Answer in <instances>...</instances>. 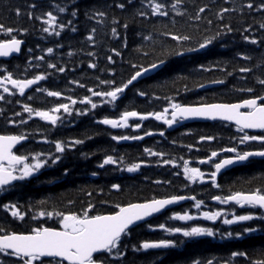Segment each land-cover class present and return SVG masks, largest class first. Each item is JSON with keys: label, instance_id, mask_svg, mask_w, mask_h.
Listing matches in <instances>:
<instances>
[{"label": "snow or ice", "instance_id": "6c2138e0", "mask_svg": "<svg viewBox=\"0 0 264 264\" xmlns=\"http://www.w3.org/2000/svg\"><path fill=\"white\" fill-rule=\"evenodd\" d=\"M48 8L42 7L41 3H28L24 9L23 15L28 21H39L41 24L40 31L49 37L56 38L54 47L46 48V55L52 57L54 48L59 49L63 44L59 42V38L65 31L75 34L78 32V10L79 5L76 4L72 8L68 5L55 3L53 0H47ZM183 0H139V6L135 5V0H121L114 4L115 8L124 12L127 6H134L135 10L131 13V18L135 21L137 18L150 19L151 17H168L169 13L176 16H185L186 13L180 11L179 5ZM225 5L220 7L214 14L220 22L217 32L205 37L202 41H198L195 46L187 44L192 37L186 34L162 32L161 35L170 36L172 41L176 42V46L167 51L165 55L174 57H184L186 54L198 53L201 50H208L214 41L222 36L231 34L234 29L230 23L225 22L226 15L238 14L240 17L245 15L252 16L254 19L259 18L257 29L260 31V37L252 35L253 25L242 28L240 35L245 44L260 47L264 44V0H224ZM108 7H111L109 5ZM208 11L206 7H199L195 15L190 19L199 22L203 19L202 14ZM67 15H61L65 14ZM16 17L22 15L21 9H15ZM85 16L88 20H94L96 25L107 26L109 16L107 11L99 8L92 11H86ZM111 34L113 37L119 38L118 28L128 29L129 23L125 20L121 24L120 20L113 16L110 20ZM208 25L212 24V20L207 21ZM97 32L96 27L89 30L85 40L90 47L95 46L94 34ZM28 33L27 28L8 26L0 23V58H9L13 54L21 53V46L24 41L18 36H24ZM43 39V37H41ZM148 39L149 37H145ZM126 46V42H125ZM29 48L28 52L32 53ZM115 55H120L115 49L112 50ZM88 56H94L91 51L85 53ZM147 55V53H145ZM72 57L73 52L67 53ZM109 63H113L111 56L107 57ZM233 60L252 61L253 57L248 53L237 52L232 57ZM46 64V70L34 73L28 78L27 73L30 68L40 69V63ZM166 64L165 59H159L152 62L149 66H139L138 70L131 75L126 82L117 84L114 79L98 78V87H87L86 91L91 96H84L79 100L71 95H63L60 90H49L41 85L42 81H46L50 77L54 78V72L63 74L67 69L61 66L59 58L55 61L45 60V55L29 56L26 64L23 66V78L12 71H8L7 67H0V101L11 103L6 100L7 97L25 98L17 99L16 103L20 104L23 113L27 114L29 120L38 118L39 121L51 126L45 129L50 136L52 130L58 126L64 125V118L59 115L61 111L72 116L73 113L77 117L89 115L91 110H96L98 104L92 101V97H98L101 105H109L113 109L118 108L117 101L125 93L139 77L146 73L158 70L162 65ZM133 68L138 66L133 64ZM218 70L227 76H234L236 73L240 75L236 78L244 83L236 87L238 92L247 95L236 103H208L200 102L196 105L183 106L180 103L171 102L169 107H165L163 111L149 112L140 114L135 110H123L119 112L117 119L102 118L94 120L99 125L109 126L112 129L130 127L129 120L136 119L144 121L151 117L152 119L162 122L163 125L171 128L175 124L182 123L190 119H202L208 121L229 122L235 125L237 133L240 135L233 140V146L224 147L217 150H211L206 158L198 161L199 165H207L209 172L202 171L198 166H189V160L183 159V177L189 184H210L212 189H220L221 185L217 182L218 174L222 170L232 168L236 165H247L259 161L264 163V55H261L255 65L256 69H260L259 75L255 74L254 67L245 64L243 66H234L232 71H228L223 62H217ZM20 69V65L15 66ZM88 68L96 69L94 62L88 64ZM54 70L49 72L47 70ZM74 70V69H72ZM198 71H212V65L198 66ZM252 74L253 84L247 83L248 75ZM114 75V74H111ZM69 84L77 83L80 88L86 86L79 81H68ZM212 84H225L223 78L213 79ZM35 86V87H34ZM200 88L206 87L204 84L199 85ZM257 88L260 89L257 92ZM32 90L29 92L28 90ZM65 91L70 92L71 89ZM43 93L48 98H56L68 102H61L55 106L41 110L30 106L28 102L39 99L36 94ZM6 94V95H5ZM137 95L145 96L146 93L138 92ZM159 99V97H157ZM88 106L90 109L77 110L74 106L77 104ZM3 112V109H0ZM94 115V113H93ZM15 116L20 117L18 121L8 120V124L23 126L28 123L24 119L21 112H15ZM133 131L141 127L140 123L133 126ZM247 130H259L261 134H249ZM145 136L154 135L153 132H145ZM159 136L165 135L164 131L158 133ZM32 133L19 131L16 134L4 133L0 134V195H6L18 187L25 186L34 180H39L43 172L49 168L56 166L62 162L63 157L68 151L77 145L84 143L83 139H72L64 141L61 139H45L44 144L53 145L54 149L49 147L47 150L41 149L21 151L17 146L24 148V142L34 139ZM89 139L92 137L89 136ZM144 136L136 135H111V140L120 141H139ZM215 139L213 136H202L197 143L204 141L211 142ZM253 142L259 145L257 148L248 147ZM244 146V147H240ZM191 150L192 146L184 145ZM15 149V151H14ZM199 151L200 149H196ZM144 152L149 157H160L164 164H171L173 168L180 167L176 163L175 158L163 159L165 153L145 148ZM222 153H231V156L225 157ZM87 158V157H86ZM106 165H115L120 171L135 173L141 168V163L125 164L123 157H114L113 155H105L99 168ZM148 166V165H145ZM65 169L64 175L66 176ZM93 176L97 173H92ZM179 175V173H174ZM207 177V179H205ZM52 181H48L51 183ZM153 183H171V181L155 180ZM114 190L120 191L119 184H112ZM88 196L92 193L88 192ZM211 200L218 205L227 206L218 209L209 208L204 199H198L195 195L174 194L163 198H151L144 202H130L127 204H114L110 213H101L96 211V205L88 202L80 211H62L53 207V210H47L48 201L40 200L38 205L44 210L31 212V208L21 211V205L17 202H7L0 204V210L10 215L12 220L26 222L25 217L32 221H39L33 224L27 231L17 232L11 230L10 222L7 217L0 220V264H130L129 252L132 254H148L153 253V259L148 264H162L167 255L177 252L179 249L187 250L190 245H195L202 240H216L217 238L225 241H241L246 237L254 236L257 233H264V186H258L247 191H231L225 194H216ZM182 201H192V205L181 211H176L171 206L177 205ZM101 203H104L101 201ZM194 208L195 214L191 209ZM207 209V210H205ZM238 209H244L243 213ZM167 211V215L165 214ZM163 216L164 219L157 225L148 222L149 218ZM55 220L58 227L46 226L47 220ZM206 221L215 224L219 221L229 228L223 232L208 226H193L189 222ZM175 222H182L177 225ZM255 222V223H252ZM148 232L159 231L163 235L157 239L146 238L139 242L131 241L134 227L141 226ZM245 225L239 231H235L231 226ZM242 258V259H241ZM185 264H264V248L254 250V255L249 256L246 250H233L227 258L217 257H198L191 256L187 258Z\"/></svg>", "mask_w": 264, "mask_h": 264}, {"label": "trees", "instance_id": "16d2710c", "mask_svg": "<svg viewBox=\"0 0 264 264\" xmlns=\"http://www.w3.org/2000/svg\"><path fill=\"white\" fill-rule=\"evenodd\" d=\"M32 2L33 0H0V23L28 29L26 35L18 36L26 43L21 56L8 62L0 61V67H7L8 71L16 73L21 78L24 75L23 66L29 56L45 55V60L53 61L59 58L61 66H64L67 70L63 74L54 72V70H47L54 72V78L50 77L46 81H42L41 85L49 90H60L63 95H71L79 100L84 96H91V93L86 91L87 87H93L96 90L104 87L97 86L98 78L114 79L117 84H121L126 82L138 70L139 66L147 67L159 59H165L166 64L155 76L146 78L126 89L121 99L117 101L118 108L113 109L109 105H101L98 97H92V101L98 104V108L91 110L87 116L77 117L73 113L69 117L61 111L59 115L64 118V123L75 124V126L69 129H66V126L64 128L58 126L52 132H62V138L83 139L84 143L79 145L75 151L67 153L63 157V163L57 169L43 173L36 183L31 182L12 190L6 195H0V204L17 202L21 205V211L31 208V212L28 213L30 216L32 212L44 210L39 206L34 207V205H38L40 200L49 202L47 206L49 211L55 207L57 210L66 212H78L88 202H91L96 205V211L107 214L113 210L111 206L117 203L127 204L154 197L187 194L195 195L198 199H204L209 208L218 209L227 206H221L213 202L211 200L213 195L225 194L229 190L247 191L258 186H264V163L259 161L234 168L220 175L217 182L221 185L223 191L212 189L210 184H189L184 180L183 159H188L191 166H198L202 171H211L212 169L207 165H199L198 161L206 158L211 150L219 151L224 147L233 146L234 138L240 135L233 127L221 123L194 124L172 132H166L161 137L158 133L166 131V128L152 119L142 121L143 129L139 132H133L131 127L139 123L138 120H132L130 128L125 130H114L108 126L94 123V120L105 117L117 119L119 112L123 110H135L140 114L163 111L165 107H169V100L186 105H196L200 102L233 103L240 101L247 95L235 90L236 87L244 83V81L236 78L240 74L227 76L217 69L216 63L223 62V66H226L228 71H232L234 66L248 64L254 67L256 75L260 74L261 70L256 69L255 65L261 55H264V44H261L260 47L245 44L240 35L243 27L253 25L255 30L252 35L260 37V31L257 29L258 17L254 19L248 15L243 17L238 14L226 15L225 22L230 23L234 29L231 34L218 38L208 50L186 54L184 57H174L167 56L165 53L171 51L176 46V42L172 41L168 35H161L162 32L190 35L192 39L186 43L195 46L198 41H202L205 37L212 36L217 32L221 25L214 14L220 7L230 5H225L224 0H183L179 7L181 12L186 13L185 16H176L170 12L168 17H151L147 20L137 18L133 21L131 13L135 10L134 6H127L124 12L115 8L114 4L121 2V0H53L55 3L66 4L69 8L76 4L79 5V30L75 34L67 31L62 33L59 42L63 44V47L54 48L55 54L48 57L46 48L54 47L57 41L56 38L49 37L40 31L41 24L39 21L30 22L23 15L26 5ZM35 2L41 3L45 9L48 8L47 0H35ZM109 5L111 7H108ZM135 5L139 6V0H135ZM199 7H206L208 11L202 14L203 19L197 22L190 19V17L195 15ZM16 8L21 9L22 15L20 17L15 15ZM97 8L108 12L109 23L107 26L96 25L94 20L86 18V11ZM61 15H67V13ZM113 16L119 19L121 24L125 20L129 23L127 30L122 27L118 28L119 38L113 37L111 34L110 20ZM208 20H212L211 25L207 24ZM92 27L97 28V32L94 34L96 41L94 47H90L85 40ZM145 37L149 38L146 39ZM29 48L33 50L32 53L28 52ZM113 49L118 51L120 55H115ZM69 51L73 52L72 57L67 55ZM88 51L93 52L95 55H86L85 53ZM237 52H246L253 57V60L250 62L233 60L232 57ZM109 56L112 57L113 63H109L107 59ZM90 62L96 63L97 68H88ZM33 63H40L41 68H30L27 73L28 78H31L34 73L46 70L44 62L33 60ZM133 64L138 67L133 68ZM201 64L205 66L212 65L213 70L198 71V66ZM16 65H20L21 68L16 69ZM218 78H223L226 83L207 91H199L201 83L206 85L211 83L213 79ZM70 80L79 81L86 87L80 88L77 83L69 84L68 81ZM247 83L249 85L253 84L252 74L248 75ZM66 89H71V91H65ZM28 91L31 92L32 90ZM141 91L146 95H137ZM259 91L260 89L257 88V92ZM36 95L40 98L28 103L30 106L41 110L49 109L61 102H68L48 98L43 93H37ZM17 99L24 100L25 98L6 96V100H10L11 103L0 101V109H3V112H0V133L16 134L19 131H26L32 133L34 137L39 134L47 136L48 133L45 132V129L51 126L41 123L37 118L29 120L27 114L23 113L20 104L16 103ZM74 107L77 110L90 109V105L85 106L79 103ZM17 111L22 113L24 119L28 120L26 125L17 126L7 123L9 119L13 121L20 119V117L15 116ZM149 131L153 132L154 135L145 137L144 133ZM120 134H139L145 138L133 143H121L111 140V135ZM89 136L92 138L89 139ZM202 136H213L215 139L211 142L197 143ZM184 145L192 146L191 150L184 147ZM145 148L165 153L163 159L175 158L180 167L173 168L171 164H164L160 157L147 156L144 152ZM196 149L200 150L197 151ZM108 154L114 157H123L126 165L141 163L148 166L141 169L140 173L136 175L126 174L125 171H120L115 165L99 168L98 165L102 163L103 158ZM65 169L68 173L66 176L64 175ZM94 172L97 175L93 176L92 173ZM174 173H179V175H174ZM49 180L52 182L48 183ZM155 180L171 181V183L156 184L153 183ZM114 183L121 186L120 191H116L111 187ZM88 192H91L92 195L88 196ZM101 201L104 203H101ZM192 203L177 208L176 211L188 208ZM191 211L195 214L196 210L192 208ZM238 211L243 213L245 210L238 209ZM5 217L10 222L11 230L17 232L27 231L35 224L28 219V216L25 219L26 222L14 221L10 215L0 210V220H4ZM163 219L164 217L160 216L153 220L151 224L157 225ZM175 223L180 225L182 222ZM189 223L193 226L198 224L199 226L213 227L221 232L229 228V226H225L219 221L215 224L206 221ZM243 226L245 225L231 227L233 230L239 231ZM162 235L159 231L150 233L141 226L133 230L131 241L135 243L146 238L154 240ZM258 248H264V233H257L241 241H225L219 238L216 240H202L195 245H190L187 250L179 249L177 252L167 255L162 264H185L187 258L191 256L227 258L233 250H246L249 256H253L254 250ZM153 258L152 252L148 254H132L129 252L130 264H148V261Z\"/></svg>", "mask_w": 264, "mask_h": 264}, {"label": "water", "instance_id": "95a60500", "mask_svg": "<svg viewBox=\"0 0 264 264\" xmlns=\"http://www.w3.org/2000/svg\"><path fill=\"white\" fill-rule=\"evenodd\" d=\"M22 46H23V44H22ZM22 46H21V49H22ZM19 54H13V56L12 57H9V58H0V59H2V60H9V59H11V58H13V57H16V56H18ZM160 69V68H159ZM159 69L158 70H153V71H150V72H148V73H146L145 75H143L142 77H139L136 81H134V82H137L138 80H141V79H144V78H147V77H150V76H152V75H154L155 73H157L158 71H159ZM133 82V83H134ZM193 122H209L208 120H202V119H190V120H187L186 121V123H193ZM210 122H214V121H210ZM229 123V122H228ZM247 131H259V130H247ZM237 166H240L239 164L238 165H236V166H234V167H237ZM234 167H232V168H229V169H225V170H222V172L221 173H224V172H226V171H228V170H230V169H233ZM186 202H188V201H182V202H180L179 204H177V205H174V206H178V205H182V204H184V203H186ZM174 206H171V207H174ZM150 219V218H149Z\"/></svg>", "mask_w": 264, "mask_h": 264}]
</instances>
